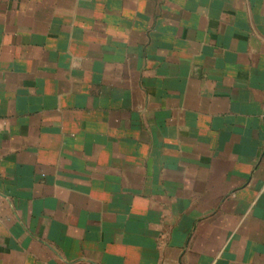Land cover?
<instances>
[{
	"label": "crops",
	"instance_id": "obj_1",
	"mask_svg": "<svg viewBox=\"0 0 264 264\" xmlns=\"http://www.w3.org/2000/svg\"><path fill=\"white\" fill-rule=\"evenodd\" d=\"M0 264H264V0H0Z\"/></svg>",
	"mask_w": 264,
	"mask_h": 264
}]
</instances>
